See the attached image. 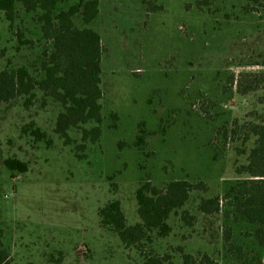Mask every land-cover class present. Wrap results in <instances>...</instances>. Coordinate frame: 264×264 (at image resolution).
<instances>
[{
  "label": "rangeland",
  "instance_id": "1",
  "mask_svg": "<svg viewBox=\"0 0 264 264\" xmlns=\"http://www.w3.org/2000/svg\"><path fill=\"white\" fill-rule=\"evenodd\" d=\"M23 17L17 25L34 44L16 51L0 11V51L6 50L0 70L7 59L12 67L34 70L41 51L49 49L38 41V23ZM74 23L83 26L79 15ZM88 26L103 47V120L100 139L84 159L52 131L57 103L41 107L39 95L31 111L19 100L0 105V243L9 263L48 264L50 255L61 253V264H142L136 249L100 227L98 209L118 199L127 223L134 224L141 183L162 188L186 179L203 186L170 216V234L144 251L170 253L179 264L175 249L182 246L224 264L223 212L204 215L197 205L203 197H221L236 178L234 164L246 162L251 143L242 144L240 135L224 141L223 129L264 112V84L242 96L234 83L240 73L264 71V0H99L98 16ZM31 119L49 133L50 146L31 147L21 134ZM139 128L147 134L135 146ZM6 158L24 161L27 171L11 177ZM245 228L234 227L238 239Z\"/></svg>",
  "mask_w": 264,
  "mask_h": 264
},
{
  "label": "trees",
  "instance_id": "2",
  "mask_svg": "<svg viewBox=\"0 0 264 264\" xmlns=\"http://www.w3.org/2000/svg\"><path fill=\"white\" fill-rule=\"evenodd\" d=\"M67 1L73 2L64 8ZM0 11L14 32L19 45L16 51L34 44V40L24 39L17 25L23 16H31L38 23V41L49 44V49L41 51L40 64L34 70L24 65L12 67L7 59L5 68L0 70V105L19 100L22 108L31 111L39 95L41 107L48 101L57 103L60 109L52 131L61 136L64 145L70 146L76 158L84 159L88 146L100 139L103 120V47L100 34L88 26L98 16L99 0H0ZM76 15L83 26L75 25ZM5 53L2 49L0 58ZM234 83L239 95L256 91L264 84V71L240 73ZM251 114L254 120H235L222 133L224 141L240 135L242 144L251 143L246 162L234 164L236 178L221 197H203L197 205L198 212L204 215L223 212L224 264H264V112ZM20 132L29 139L31 147L37 142L46 147L52 143L49 133L34 119L21 125ZM72 132H77L78 138L72 137ZM146 134L139 128L134 145L142 146ZM3 165L11 177L27 171V164L16 158L4 159ZM202 186L201 182L176 179L158 188L145 180L134 193L139 221L128 224L120 201L112 199L98 209L99 225L115 233L124 247L136 249L143 258L142 264H176L170 253H154L152 249L145 252L144 246L170 234V216L186 204L193 190ZM185 214L186 211L181 218L186 221ZM239 224L246 226L239 234L241 239L235 236L234 229ZM175 250L180 254L179 264H220L207 252L193 254L182 246ZM9 260L8 251L0 243V264H10ZM61 261V253L48 258V264Z\"/></svg>",
  "mask_w": 264,
  "mask_h": 264
}]
</instances>
